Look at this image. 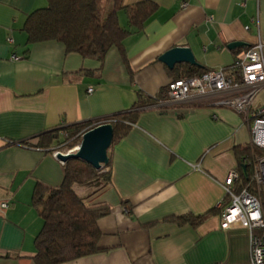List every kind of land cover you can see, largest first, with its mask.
Returning <instances> with one entry per match:
<instances>
[{
    "label": "crops",
    "instance_id": "1",
    "mask_svg": "<svg viewBox=\"0 0 264 264\" xmlns=\"http://www.w3.org/2000/svg\"><path fill=\"white\" fill-rule=\"evenodd\" d=\"M143 1L155 8L142 27H130L119 10L118 23L130 33L122 48L98 60L66 53L56 40L26 43L25 20L47 0H0V201L9 202L0 210V264H34L43 225L34 188L57 187L64 177L56 141L40 140L43 132H59L61 140L65 126L129 111L138 94L154 97L190 72L228 70L236 54L264 43V0H122V6ZM233 41L241 44L229 48ZM174 46L190 48L196 64L170 69L158 60ZM225 96L167 98L136 109L128 133L108 148L109 185L99 191L94 181L73 185L86 203L109 207L97 220L99 251L61 264H250L248 229L220 227L225 178L238 166L234 146L251 145L249 124L220 103ZM210 210L198 225L175 220Z\"/></svg>",
    "mask_w": 264,
    "mask_h": 264
},
{
    "label": "trees",
    "instance_id": "2",
    "mask_svg": "<svg viewBox=\"0 0 264 264\" xmlns=\"http://www.w3.org/2000/svg\"><path fill=\"white\" fill-rule=\"evenodd\" d=\"M154 8V4L145 1L122 6V0H47L45 7L28 14L23 30L27 35V44L56 40L64 45L66 53L75 52L83 57L103 60L111 47L122 48V40L130 33L129 29L118 23V11H124L130 27L140 29ZM192 75L198 74L190 72L189 76ZM166 99V88L154 97L138 94L137 101L129 111L119 112L106 119L65 126L62 128L61 140H57L59 132L46 131L40 135V140L46 144L55 140L57 148L65 146L70 149L79 143L86 130L110 121L113 125V142L128 133L135 123L137 108ZM254 151L257 152L256 148L249 144L234 146L239 179L232 189L239 193L247 186L249 192L259 199L264 217V190H258L251 180ZM63 166L64 177L59 186L48 187L37 183L33 191L32 203L43 219L42 228L34 239V264H61L99 251L97 220L109 212V207L86 203L84 198L75 193L73 185L94 181L98 183L96 191L104 189L111 181L110 164L108 162L100 169H95L80 159H69ZM211 212L196 216L180 215L175 220L198 225Z\"/></svg>",
    "mask_w": 264,
    "mask_h": 264
},
{
    "label": "built area",
    "instance_id": "3",
    "mask_svg": "<svg viewBox=\"0 0 264 264\" xmlns=\"http://www.w3.org/2000/svg\"><path fill=\"white\" fill-rule=\"evenodd\" d=\"M185 4H183L184 6ZM11 41V38H9ZM12 60L18 59L16 54ZM264 88V43L258 39L255 44L235 55L228 70L212 69L199 75L184 76L172 79L166 86L167 98L181 102L209 93L223 92L221 104L234 108L249 124L251 145L264 150V101L258 103L259 91ZM93 86L87 88L91 93ZM83 134V133H82ZM82 136V135H81ZM73 147L66 151L70 153ZM63 164L64 162L61 161ZM239 179L237 168L227 172L224 191L228 197L220 212V227L223 229L234 225L245 227L250 238V264H264V217L259 199L251 194L247 186L239 193L233 191L234 183ZM251 180L264 190V154L257 158L252 168ZM7 200L0 201V210L8 208Z\"/></svg>",
    "mask_w": 264,
    "mask_h": 264
},
{
    "label": "water",
    "instance_id": "4",
    "mask_svg": "<svg viewBox=\"0 0 264 264\" xmlns=\"http://www.w3.org/2000/svg\"><path fill=\"white\" fill-rule=\"evenodd\" d=\"M241 42L233 41L228 44L229 48L240 45ZM158 60L172 69L174 65L187 63L196 64L194 55L186 46H174L162 52ZM113 139V125L110 121L102 122L86 130L80 139L76 149L70 153L58 152L56 158L62 162L69 159H80L95 169H100L109 162L108 148Z\"/></svg>",
    "mask_w": 264,
    "mask_h": 264
},
{
    "label": "rangeland",
    "instance_id": "5",
    "mask_svg": "<svg viewBox=\"0 0 264 264\" xmlns=\"http://www.w3.org/2000/svg\"><path fill=\"white\" fill-rule=\"evenodd\" d=\"M108 6H110V3H108ZM108 6H107V8H109ZM80 139H81V138H80ZM79 142H80V141H79ZM78 144H79V143H76L75 146H73V147H76ZM73 147H72V148H73ZM252 147L255 149L254 146H252ZM56 148H57V147H56ZM57 149H59V151H66V150H68V148L65 147V146H58ZM70 149H71V148H70ZM256 150H257V152L254 151V152H255V155H254V161H253V163H252V164H253V168H255V166H256L257 158H258L259 156H261L262 154H264V150L259 149V148H257V147H256ZM256 187H257V186H256ZM257 189L260 190V188H258V187H257Z\"/></svg>",
    "mask_w": 264,
    "mask_h": 264
},
{
    "label": "bare ground",
    "instance_id": "6",
    "mask_svg": "<svg viewBox=\"0 0 264 264\" xmlns=\"http://www.w3.org/2000/svg\"><path fill=\"white\" fill-rule=\"evenodd\" d=\"M76 148H74V150H75Z\"/></svg>",
    "mask_w": 264,
    "mask_h": 264
}]
</instances>
